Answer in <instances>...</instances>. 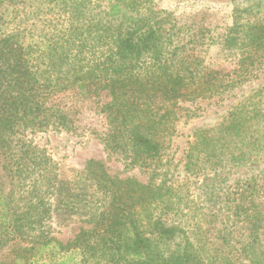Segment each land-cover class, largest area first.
<instances>
[{
  "label": "trees",
  "instance_id": "1",
  "mask_svg": "<svg viewBox=\"0 0 264 264\" xmlns=\"http://www.w3.org/2000/svg\"><path fill=\"white\" fill-rule=\"evenodd\" d=\"M232 3V23L216 36L240 56L226 79L206 62L205 30L179 25L154 0H0V264H264V208L249 188L233 191L231 210L250 223L246 240L233 222L208 237L183 188L118 179L95 159L83 175L62 177L29 138L49 128L84 132L79 113L92 103L106 119L100 140L109 152L130 165L160 159L190 111L183 102L257 77L264 0ZM184 161L195 178L264 162V82L196 130ZM61 208L91 226L61 240L49 223Z\"/></svg>",
  "mask_w": 264,
  "mask_h": 264
},
{
  "label": "rangeland",
  "instance_id": "2",
  "mask_svg": "<svg viewBox=\"0 0 264 264\" xmlns=\"http://www.w3.org/2000/svg\"><path fill=\"white\" fill-rule=\"evenodd\" d=\"M154 2L156 7L171 11L179 25L191 26L195 30L204 29L203 49L207 48V64L218 70L224 78H235L239 52L227 48L216 40V36L232 23V0H154ZM261 61V68L256 72L257 77L243 85L237 84L212 98L183 102L190 111L182 112L176 125V133L166 153L158 160H148L149 165H130L128 158L111 153L105 148L100 135L106 129V119L104 115L96 112L92 103L83 105L79 113L84 132L49 128L31 133L29 138L46 148L49 156L57 163L62 177L83 175L87 161L95 159L105 165L110 176L118 179L133 178L142 183L154 182L156 185L166 182L168 186L183 188L194 200V207L199 213L197 218L201 219L204 228H209L206 233L208 237L215 235V228L222 222H233L234 235L237 239L245 237V241L250 231V223L244 219H233L231 210L235 206L234 198L239 197L233 191L249 188L250 200L264 208V162L233 168L221 176L195 178L184 171V154L196 130L214 124L240 98L264 82V56ZM64 100L68 101L67 98ZM3 160L4 156L0 154V178L6 179L2 167ZM185 182L189 188L181 186ZM86 218V215L70 214L61 208L53 211L49 223L57 237L68 241L81 228L91 226ZM261 246L264 248L263 235ZM240 264H249V260L244 258Z\"/></svg>",
  "mask_w": 264,
  "mask_h": 264
}]
</instances>
